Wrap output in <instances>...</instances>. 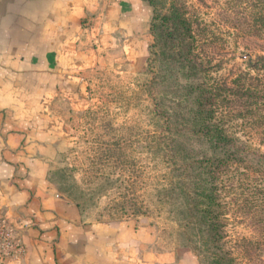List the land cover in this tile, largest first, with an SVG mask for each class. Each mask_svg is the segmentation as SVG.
<instances>
[{"label":"crops","instance_id":"obj_1","mask_svg":"<svg viewBox=\"0 0 264 264\" xmlns=\"http://www.w3.org/2000/svg\"><path fill=\"white\" fill-rule=\"evenodd\" d=\"M152 14L146 0H0V218L23 248L0 264H196L152 227L92 219L51 180L93 75L146 66Z\"/></svg>","mask_w":264,"mask_h":264},{"label":"rangeland","instance_id":"obj_2","mask_svg":"<svg viewBox=\"0 0 264 264\" xmlns=\"http://www.w3.org/2000/svg\"><path fill=\"white\" fill-rule=\"evenodd\" d=\"M177 2L191 19L198 52L211 62L213 76L239 96L238 85L264 90V69L257 62V57H264V30L255 21L264 0ZM149 79L147 63L141 70L124 66L93 75L85 106L68 118L51 180L92 219L133 220L152 227L165 248L187 249L196 264H207L195 250L198 239L190 241L194 236L184 228L186 220L159 195L168 187L169 171L158 151L163 131L155 125L153 103L144 88ZM245 102L233 95L231 116L239 124V134L264 153V122L248 116L247 109L239 110ZM237 112L242 119H237ZM228 180L223 188L227 249L236 264H264V182L243 169L232 172Z\"/></svg>","mask_w":264,"mask_h":264},{"label":"trees","instance_id":"obj_3","mask_svg":"<svg viewBox=\"0 0 264 264\" xmlns=\"http://www.w3.org/2000/svg\"><path fill=\"white\" fill-rule=\"evenodd\" d=\"M147 1L153 10L154 42L147 60L150 79L144 88L153 103L155 125L163 131L158 151L169 171L168 187L159 195L166 196L174 213L186 220L184 228L194 236L190 241L198 239L195 250L207 264H236L226 246L228 206L223 188L232 172L241 169L264 182V153L239 134L230 99L235 95L245 100L239 110L247 109L248 116L264 122V90L238 85L239 96L219 82L211 62L198 52L185 8L177 0ZM261 5L255 21L264 30V2ZM257 62L264 69V57H257ZM237 116L243 117L241 112Z\"/></svg>","mask_w":264,"mask_h":264},{"label":"built area","instance_id":"obj_4","mask_svg":"<svg viewBox=\"0 0 264 264\" xmlns=\"http://www.w3.org/2000/svg\"><path fill=\"white\" fill-rule=\"evenodd\" d=\"M22 246L16 238L12 226L0 218V256L2 260L10 259L21 253Z\"/></svg>","mask_w":264,"mask_h":264}]
</instances>
